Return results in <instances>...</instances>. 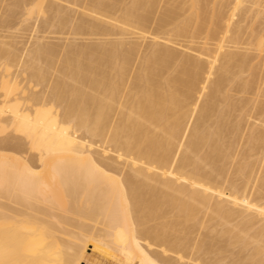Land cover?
<instances>
[{
  "label": "bare ground",
  "instance_id": "1",
  "mask_svg": "<svg viewBox=\"0 0 264 264\" xmlns=\"http://www.w3.org/2000/svg\"><path fill=\"white\" fill-rule=\"evenodd\" d=\"M182 1L158 19L159 0H6L18 22L0 18V31L34 36L19 50L0 35V134L20 137L0 143L19 154L0 155V199L20 208L0 206V264H264V72L252 78L238 25L261 2L206 4L203 33L206 2L184 15ZM261 24L246 43L258 57ZM189 34H203L195 55L167 46ZM252 86L255 118L230 96ZM51 186L59 217L52 200L38 206Z\"/></svg>",
  "mask_w": 264,
  "mask_h": 264
},
{
  "label": "rangeland",
  "instance_id": "2",
  "mask_svg": "<svg viewBox=\"0 0 264 264\" xmlns=\"http://www.w3.org/2000/svg\"><path fill=\"white\" fill-rule=\"evenodd\" d=\"M2 1H3V2H2ZM7 1H8L9 3L12 4V2H14L15 0H7ZM167 1H168V0H167ZM173 1H176V0H170V1H169V4L171 5L172 3H175V2H173ZM178 1H179V2H178ZM178 1H176L177 3H175V4H179L180 2H183L182 0H178ZM198 1H199V0H198ZM198 1H197V2H198ZM202 1H203V2H202ZM202 1H201V2L199 1V2H198V3H199V5H198L199 7H200V6H201V7H202V6H205L206 4L209 3L208 6L212 8L213 5H215V4H217V3L219 4V2L222 3V2H224V1H225L224 3H226L227 1H230V2L232 1V2L234 3L233 0H213V1H212V0H202ZM204 1H205L206 3H205ZM214 1H215V2H214ZM258 1H259L258 3L261 2L260 5H261L262 7H260V6H258V7L255 6V7H254V5H252L253 9H251L252 7L250 6V5H251L250 3H247V4H246V3H243V5H242L241 8L246 7V8H245V11H246L247 8L250 6V7L248 8V11H250V14L247 13L246 15H248V16H247V19H248V18L251 19L250 21H252V22H250L249 19H248V20L246 19V20H247V21H246V20H245V18H246L245 16H246V15H245L244 18H243V20H244L245 22L242 20V22L238 23V25L241 26L240 29H243V30H242L243 32H242V33L240 32V34H241V35H240V36H241L240 39H242V40H241V41L239 40V41H240V44H239V45H240L242 48H244V47H248V48H244V49H246V50L249 49V50L247 51L248 54L251 55L252 57L255 56V58L253 57L254 59H253V60L251 61V63H250L251 66H252V67H251V66H250V67H251L252 69H255V71H256L255 74H254V77H252V78H255V75H256V77L260 78V77L262 76V75L260 76V74H263V72H264V69H263V71L261 70L264 66H262V65H261L262 67L259 66L260 63H261V62H259V60H260V61L264 60V58H262L263 54H262L261 57H260V55H259V57H258V56L256 55V53H255L254 51H252L253 48H251L250 46H248V45L246 44V43H248V42H251V40H253V42H254V39H249L248 37H251L250 35H251L252 32H254L255 30H256V31L258 30L257 32H260V29H261L260 27H261V25H263V24H261V23L263 22L264 19L262 20L260 16H257V17H256L255 14H256V13H261V12H262V14H264V7H263V6H264V5H263V4H264V3H263L264 1H263V0H258ZM8 2L6 3V0H0V6H1V7H0V12L2 11V12L4 13L3 17L0 16V18H1V19H2V18L4 19V18H6V16L8 15L9 17H7L6 20L8 19L7 21H10V22L13 21L14 24H16L18 21L14 20V17H13L12 15L17 11V9H15L16 11H15L14 9H12V8H16V7H15V6L13 7V5L11 6V4L9 5ZM159 2H160V0H159ZM159 2H158V5H159ZM211 2H212L213 4H212ZM230 2H229V3H230ZM1 3H2V4H1ZM164 3H165V2H164ZM164 3H163V1H161V2H160V6H159V8H158V6H157V10H155V17L158 18V19H159V18L161 19V17L163 18L162 12L164 13V11H166V10L169 8V6H170L168 3H166L168 6H167L166 4L164 5ZM204 3H205V5H204ZM188 4H190L189 0H184V3H181L180 5H182V6L184 5L183 8H184V11H186V10H188V8H186V7H189V6H187ZM201 4H203V5H201ZM244 4H245V5H244ZM249 4H250V5H249ZM7 5H8V6H7ZM210 5H211V6H210ZM257 5H258V4H257ZM5 6L7 7V9L5 10L6 12L3 11V10L5 9ZM165 6H166V7H165ZM185 6H186V7H185ZM208 6L206 5L207 8H208ZM231 6H233V4L230 5V6H228V7H231ZM2 8H4V9H2ZM202 8H203V7H202ZM207 8H206L207 11H206V10H205V11H202V10H201L202 12H200L201 14L199 15L200 18H204V20H206L205 23L207 24V25L205 24V26H204L203 29H202V32H203V33L207 32V31L209 30V27H210L209 22H208V19H209L208 17H210V14H209V13H211V11H210L211 8H210V10H209V8H208V9H207ZM254 8H255V9H254ZM164 9H165V10H164ZM185 9H186V10H185ZM249 9H250V10H249ZM257 9H258V10L260 9L259 12H257V11H258ZM262 9H263V11H262ZM12 10H13V11H12ZM159 10H160V12H159ZM203 10H204V9H203ZM243 10H244V8H243ZM161 11H162V12H161ZM251 11H252V14H251ZM255 11H256V12H255ZM260 11H261V12H260ZM2 12L0 13V15L3 14ZM189 12H190V11L188 10L184 15L189 14ZM204 12H205V13H204ZM5 13H6V15H5ZM206 13H207V14H206ZM254 13H255V14H254ZM205 15H206V17H205ZM239 15H240V14H239ZM263 16H264V15H263ZM11 17H12V18H11ZM31 17H33L34 19H39V20L43 19V18H41L42 15H41V13H39V9H38V7H36V8L33 9L32 13H31ZM239 17H240V16H239ZM250 17H251V18H250ZM253 17L255 18V19H253L254 21L252 20ZM156 18H155V19H156ZM205 18H206V19H205ZM262 18H264V17H262ZM11 19H12V20H11ZM235 19H237V17H235ZM236 22H237V21H236ZM243 22H244V24H243ZM242 24H243V25H242ZM15 27H17V26H13V27H12L13 30H14ZM251 27H252V28H251ZM250 28H251V29H250ZM259 28H260V29H259ZM19 29H20V28H19ZM22 29H23V28H22ZM22 29L19 30V31H9V30H6V29H4V30L2 29V30L0 31V35H1V36H5V37H6V36H9V37H7L6 39H2V40H4L5 42H12V43L16 44V48L19 49V50H21V48H23V47H30V48H31V46H28V43L32 41L34 35H33L32 33H30L29 31L24 30V29L22 30ZM247 29L249 30L250 33L248 32ZM253 29H254V30H253ZM5 30H6V31H5ZM11 30H12V29H11ZM2 31H3V32H2ZM7 31H9V33H8ZM245 31H246V32H245ZM1 32H2V33H1ZM10 33H11V34H10ZM202 35H203V34H202ZM202 35H201V37H202ZM11 36H12V37H11ZM41 36H42V35H41ZM43 36H44V35H43ZM48 36H49V37H51V36L53 37V35H48ZM48 36H46V37H48ZM245 36H246V37H245ZM247 36H248V37H247ZM5 37H3V38H5ZM49 37H48L47 39L50 40ZM52 37H51V38H52ZM55 37H56V36H55ZM55 37H54V38H55ZM57 37H58L59 39H63V38H62L63 36H62V37H61V36H60V37L57 36ZM57 37H56V38H57ZM158 37H159L160 40H157V42L160 43L161 45L164 43L163 45H165V42H163V41L161 40V37H160V36H158ZM184 37H185L186 39H185ZM184 37H182V36H181V37H180V36H179V37H175V36H173V37L169 38V39L171 40V43H170L169 45L167 44V46H168V47L170 46L169 48H171V49L173 48V50H175V51H178V52H181V53H184V54H187V55H193V54L195 55L196 53H198V52H196V50L200 49V46H201L202 42H204V40L201 39V37H200V40H199V39H198V40L201 41V43L199 44V42H197V41H198V40H197V37L195 38V36L192 37V38H190L191 35L189 34V35H186V36H184ZM129 38H130V37H129ZM131 38H133V36H132ZM162 38L165 39V38H168V37H167V36H162ZM181 38H182L183 40H182ZM202 38H203V37H202ZM247 38H248L249 40H247ZM252 38H253V37H252ZM195 39H196V42L194 41ZM51 40L54 41L53 39H51ZM51 40H50V41H51ZM148 40H149V41H146V42L144 43V46L147 45V44H149V43L151 42L150 39H148ZM190 40H191V42H190ZM202 40H203V41H202ZM245 40H246V42H245ZM47 41H48V40H47ZM183 41H184V42H183ZM147 42H148V43H147ZM185 43H186V44H185ZM185 45H187L186 48H185ZM208 45H210L209 42H208ZM239 45H238V47L240 48L239 51H238V49L233 48L231 45H228V46L232 47V48H233V51H236V52H234V53H237V54H240V53L243 54V52L245 53V51H243L244 49H242ZM190 46H191V47H190ZM236 47H237V46H236ZM238 47H237V48H238ZM145 48H146V46H145ZM184 48H185V49H184ZM232 48H231V49H232ZM231 49H230V50H231ZM240 50H241V51H240ZM186 51H187V52H186ZM231 51H232V50H231ZM249 51H251V52L249 53ZM194 52H196V53H194ZM263 57H264V56H263ZM256 59H257L258 61H257ZM261 59H262V60H261ZM254 62H255V63H254ZM257 62H259V63H257ZM253 63H254V64H253ZM262 63H263V61H262ZM257 64H259V65H257ZM256 66H257V67H256ZM260 68H261V69H260ZM13 70H16V69H13ZM257 70H259V71H257ZM246 71H247V70H246ZM246 71H245V72H246ZM260 71H262V72H260ZM247 73H248V71H247L246 73H243V74H242V79H244V78L246 77L247 80H252V79H249V78H251V75H248ZM259 73H260V74H259ZM249 74H250V71H249ZM24 76H25V75L20 76V77L16 80L17 83H18V82L20 83V85L18 86V87H20V88L25 84V81L23 80V77H24ZM259 76H260V77H259ZM246 78H245L244 80H246ZM16 81H15V82H16ZM260 82H264V76H263V78H261V81H260ZM13 84H14V82H12L11 84H9V85H8V88H9V87L12 88V87L14 86ZM263 86H264V85H262L261 88H262ZM235 87H236V86H235ZM235 87H234V88H235ZM252 87H253V88H250V91H251V89H252L253 92H252V91H251V92L249 91L250 94H249L248 91H247L246 94H245V92H243L244 94L239 93V92L236 90L237 88H236V89H233V90L230 91V96H231V98H232L233 100H234V98H235V100H240V101H242V100L245 98V99L247 100V102H248V100H249V102H248L249 105L245 106L244 103L242 104V105H244V108L246 107V109H243L244 111H242L241 113L246 114L247 112H248V113L250 112V115H251L250 118H252V116L255 114V112H253L252 109H249V107L251 108V107L253 106V105H252V104H253V100H256V97L258 96V95H257L256 97L254 96L255 93H256V88H254V86H252ZM253 89H255V90H253ZM263 89H264V87H263ZM234 91H235L236 93H233ZM262 92H263V90H262ZM231 93H232V94H231ZM233 94L235 95L234 98H233ZM238 94H239V95H238ZM253 94H254V95H253ZM259 94L262 95L261 92H260ZM263 96H264V92H263V95H262L261 97H258V98H257V100L259 99L258 101L256 100V102H257L258 105L260 104L259 102H262L261 100H264V99H263V98H264ZM246 97H247V98H246ZM262 97H263V98H262ZM253 98H254V99H253ZM245 99H244V100H245ZM247 102L245 101V103H247ZM256 102H255V106H256ZM262 103H263V102H262ZM262 103H261V104H262ZM251 105H252V106H251ZM258 105H257V107H258ZM247 108H248V109H247ZM249 110H251L252 112L249 111ZM253 113H254V114H253ZM237 114H239V113H237ZM246 115H248V114H246ZM253 118H255V115L253 116ZM252 120H253V119H252ZM256 121L259 123V120H258V119H257ZM256 121L253 122V123H254L253 126L255 127V129H258V130H259V129H261V128H260L259 125H257V128H256V124H255ZM257 122H256V123H257ZM258 123H257V124H258ZM5 133H6V134H5ZM5 133L3 132V133L0 134V143L2 142V140L5 141V140H6V137H7V138H8V137H9V138H20V137H18V136H15V135L12 134V133H8V132H5ZM3 134H4V135H3ZM5 135H6V137H5ZM91 152H92L94 155H96V157L100 158L101 160L104 159L103 161H104L105 163H107V164H109V165H112L113 167L115 166V168L121 170L122 172L119 171V172H121V175L124 174V173H125V175H127V174L129 175V173H131V171H130L129 168H128L129 170L126 169L127 167L124 168L125 166L123 165V163L120 164L121 161L113 162V161H115V160L113 159V158H114L113 155H109V157H106V158H105L104 156H101V155L99 154V152H100L99 149H97V148H95V147L92 149ZM0 155H4V156H6L7 158H9V160H13V158H18V156H19V154H18L17 152H15V151H11V150H8L7 152L0 151ZM23 156H24V155H23ZM25 156H26V155H25ZM25 156H24V157H25ZM29 156H30V155H29ZM27 157H28V154H27ZM108 158H109V159H108ZM105 159H107V160H105ZM114 164H115V165H114ZM117 169H116V170H117ZM128 172H129V173H128ZM53 187H54V186H53ZM53 187H52V186H51V188L48 187V190H46L45 192H49V193L46 194L45 197H44L43 199H42V198L40 199L41 202L39 201V199H38L37 201L40 202V205H39V203H38V206H42L43 203H44L45 198H46V199H49V201L52 200V202H53V203H52V204H53L52 206H54V208H52V206L49 205L52 209H54V212H55V213L52 211V212H53L52 214H53V215H54V214L57 215V214L59 213V214L57 215V217H59V215L61 216V214H62V210H61V208L63 207V204H64V198H63V196L61 197V193H58V192H59V191H58L59 189L57 190V189H56L57 187H54V188H53ZM54 189H55V190H54ZM52 190H53V192H52ZM56 191H57V192H56ZM54 192H55V194H54ZM44 194H45V193H44ZM53 194H54V195H53ZM59 194H60V195H59ZM46 196H47L48 198H47ZM2 197H3V196H1V199H0V206H2V207H7V205H8L7 208H10V209H16V207H17L18 209H20L19 206L14 205V203H12V202H10V201H8L7 199L2 198ZM51 198H52V199H51ZM4 199H5V200H4ZM37 201H36V202H37ZM34 203H35V202H34ZM50 203H51V202H50ZM1 204H2V205H1ZM9 204H10V205H9ZM36 204H37V203H36ZM41 204H42V205H41ZM5 205H6V206H5ZM12 205H13L14 207H13ZM32 205H34V204L32 203ZM9 206H11V207H9ZM29 206H30V205H29ZM36 206H37V205H35V207H36ZM49 206H47V207H49ZM55 208H56V209H55ZM60 210H61V211H60ZM60 213H61V214H60ZM8 215H9V213H8ZM56 215H55V216H56ZM10 216H12V215H10ZM193 229H196V226L193 227ZM193 229H192V231H195V230H193ZM197 229H199V233H197L198 230H196V231H195L196 233H195V232H192V233L194 234V235H193V234H192V235H193V236L196 235L195 237H197V239H198L199 236H200V233H201V230H202V229H201L199 226H198ZM203 233H204V231L202 232V234H203ZM197 234H198V235H197ZM206 234H207V233L205 232V236H204V234L202 235L204 238L201 236L199 240L202 241L201 238L206 239V238H207V237H206ZM193 236H192V239H193ZM195 237H194V240L196 241L197 239H196ZM199 240H197V241H199ZM197 241H196V242H197ZM200 241H199V242H200ZM235 251H236V250H235ZM235 251H234V252H235Z\"/></svg>",
  "mask_w": 264,
  "mask_h": 264
}]
</instances>
